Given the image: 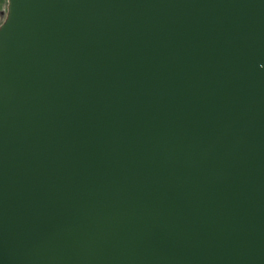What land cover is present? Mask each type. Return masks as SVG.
I'll list each match as a JSON object with an SVG mask.
<instances>
[{
  "label": "water",
  "instance_id": "95a60500",
  "mask_svg": "<svg viewBox=\"0 0 264 264\" xmlns=\"http://www.w3.org/2000/svg\"><path fill=\"white\" fill-rule=\"evenodd\" d=\"M0 264H264V0H5Z\"/></svg>",
  "mask_w": 264,
  "mask_h": 264
},
{
  "label": "rangeland",
  "instance_id": "374dc122",
  "mask_svg": "<svg viewBox=\"0 0 264 264\" xmlns=\"http://www.w3.org/2000/svg\"><path fill=\"white\" fill-rule=\"evenodd\" d=\"M5 9H6V1L0 0V10L5 11Z\"/></svg>",
  "mask_w": 264,
  "mask_h": 264
},
{
  "label": "flooded vegetation",
  "instance_id": "af4514ba",
  "mask_svg": "<svg viewBox=\"0 0 264 264\" xmlns=\"http://www.w3.org/2000/svg\"><path fill=\"white\" fill-rule=\"evenodd\" d=\"M2 17H3V10H0V22L2 21Z\"/></svg>",
  "mask_w": 264,
  "mask_h": 264
}]
</instances>
